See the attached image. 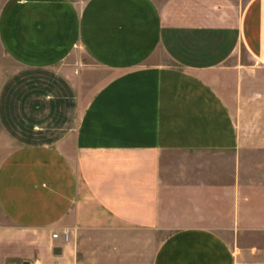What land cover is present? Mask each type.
Here are the masks:
<instances>
[{
  "label": "crops",
  "instance_id": "crops-1",
  "mask_svg": "<svg viewBox=\"0 0 264 264\" xmlns=\"http://www.w3.org/2000/svg\"><path fill=\"white\" fill-rule=\"evenodd\" d=\"M0 51V264H264V0H0Z\"/></svg>",
  "mask_w": 264,
  "mask_h": 264
},
{
  "label": "rangeland",
  "instance_id": "rangeland-1",
  "mask_svg": "<svg viewBox=\"0 0 264 264\" xmlns=\"http://www.w3.org/2000/svg\"><path fill=\"white\" fill-rule=\"evenodd\" d=\"M156 1H158V2H164V1H166V0H156ZM236 56H237V58H240L243 62H248V54H247L244 50L239 51L238 54H237ZM0 59H1L2 61H3V60L6 61V59H5V57L3 56V54H2L1 51H0ZM154 59H161V60H163V61H166L165 56H164L163 54H161V53H158V54L156 55V58H154ZM165 235H166V232L163 231V232H161V234L159 235V237H165Z\"/></svg>",
  "mask_w": 264,
  "mask_h": 264
},
{
  "label": "built area",
  "instance_id": "built-area-1",
  "mask_svg": "<svg viewBox=\"0 0 264 264\" xmlns=\"http://www.w3.org/2000/svg\"><path fill=\"white\" fill-rule=\"evenodd\" d=\"M65 235V238L68 239V234H64ZM55 236H57V234H55ZM34 264H46V263H34Z\"/></svg>",
  "mask_w": 264,
  "mask_h": 264
}]
</instances>
